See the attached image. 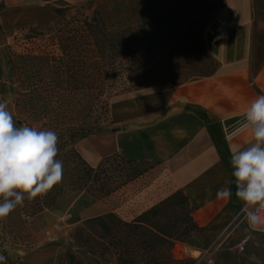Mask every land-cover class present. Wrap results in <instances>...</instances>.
I'll return each instance as SVG.
<instances>
[{
    "label": "crops",
    "instance_id": "crops-1",
    "mask_svg": "<svg viewBox=\"0 0 264 264\" xmlns=\"http://www.w3.org/2000/svg\"><path fill=\"white\" fill-rule=\"evenodd\" d=\"M60 1L72 0H0V47L22 30L60 24L54 11ZM205 45L220 64L214 76L121 96L111 111L112 133L89 138L79 149L92 167L114 154L159 162L170 193L182 191L189 199L200 242L193 257L264 264V235L236 221L243 205L234 184L231 199L216 198L232 179L231 151L251 140L242 126L248 102L264 95V0H228L207 28Z\"/></svg>",
    "mask_w": 264,
    "mask_h": 264
},
{
    "label": "trees",
    "instance_id": "trees-1",
    "mask_svg": "<svg viewBox=\"0 0 264 264\" xmlns=\"http://www.w3.org/2000/svg\"><path fill=\"white\" fill-rule=\"evenodd\" d=\"M217 9L186 8L180 13L118 28L110 27L101 13L95 11L71 29L83 41L87 56L80 58L63 52L36 59L42 81L47 70L51 74L54 83L48 93L51 99H56L57 104L64 99V104L71 109L82 107L84 115L79 122L64 129L54 128L59 136L57 159L63 161V178L51 190L52 200L38 202V196L31 202L25 198L21 211L37 215L53 207L55 198L66 189L86 192L98 200L107 199L160 165L114 154L92 167L71 145L76 140L88 139L100 127L101 114L90 120L95 101L99 110L107 114V101L114 97L151 88L172 90L193 79L214 76L220 64L206 49L205 33L212 22L210 15ZM54 11L64 18V9ZM57 80L66 85L64 92L57 89ZM36 94L41 98L40 93ZM24 109H28L27 105ZM94 227L109 240L116 254L119 253L121 264H179L172 259L175 243L199 231L189 199L182 191L132 222H124L113 213L87 220L77 236ZM70 264L80 263L71 256Z\"/></svg>",
    "mask_w": 264,
    "mask_h": 264
},
{
    "label": "rangeland",
    "instance_id": "rangeland-1",
    "mask_svg": "<svg viewBox=\"0 0 264 264\" xmlns=\"http://www.w3.org/2000/svg\"><path fill=\"white\" fill-rule=\"evenodd\" d=\"M177 1L179 0L57 2L54 9H64L65 13L60 24L51 29L22 30L18 36L0 47V100L7 101L18 125L23 122L24 125L54 130L55 127L64 129L79 122L84 115L82 107L71 109L64 104V99L58 104L56 99H51L48 94L54 88L51 74L47 70L42 81L43 75L38 72L36 59L54 54L62 55L63 52L74 57L87 56L83 41L71 29L81 25L95 11L101 13L110 27L118 28L180 13L186 8L217 7L210 15L213 21L228 4V0H180L182 2L179 4ZM59 30L62 31L58 32ZM57 85V89L64 92L66 85L60 84L59 80ZM36 91L41 94V98ZM121 96L107 101V114L99 110L100 106L94 102L93 118L90 120L100 114L102 120L100 127L89 138L112 133L111 111L113 104ZM24 105L28 109L25 110ZM85 140L87 139L76 140L71 147L88 163L79 149ZM169 185L163 167L155 165L142 178L107 199L98 200L86 192L66 189L55 198L53 207L46 208L37 215L25 214L21 211L22 207H17L6 219L0 220V255L6 256L8 264H70L71 256L80 264H121L118 261L119 253L116 254V250L110 246L109 240L103 238L100 230L94 227L81 236H77V231L85 221L109 213L115 214L124 222H132L170 197L172 193ZM52 197L53 192L49 191L38 202L50 203ZM199 246L196 234L183 242L175 243L172 250L173 261L179 264H209L207 258L198 259L199 256L195 258L191 255Z\"/></svg>",
    "mask_w": 264,
    "mask_h": 264
},
{
    "label": "clouds",
    "instance_id": "clouds-1",
    "mask_svg": "<svg viewBox=\"0 0 264 264\" xmlns=\"http://www.w3.org/2000/svg\"><path fill=\"white\" fill-rule=\"evenodd\" d=\"M242 126L251 140L231 151L232 179L216 192L219 200L231 199L229 185L242 203L241 214L251 231L264 232V95L248 102ZM59 136L54 130L18 125L0 100V220L38 196L43 198L62 182L63 161L57 159ZM0 264L6 257L0 255Z\"/></svg>",
    "mask_w": 264,
    "mask_h": 264
},
{
    "label": "built area",
    "instance_id": "built-area-1",
    "mask_svg": "<svg viewBox=\"0 0 264 264\" xmlns=\"http://www.w3.org/2000/svg\"><path fill=\"white\" fill-rule=\"evenodd\" d=\"M236 221L237 222H240V223H246V222H243L244 221V217L243 215L241 214V212L239 213V215L237 216L236 218ZM247 224V223H246ZM251 231V230H250ZM253 233H258V234H262L264 235V232H261V231H252Z\"/></svg>",
    "mask_w": 264,
    "mask_h": 264
}]
</instances>
